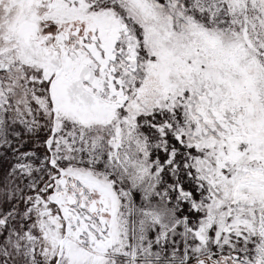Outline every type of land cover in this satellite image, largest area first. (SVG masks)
<instances>
[{
	"label": "snow or ice",
	"instance_id": "1",
	"mask_svg": "<svg viewBox=\"0 0 264 264\" xmlns=\"http://www.w3.org/2000/svg\"><path fill=\"white\" fill-rule=\"evenodd\" d=\"M0 264H264V0H0Z\"/></svg>",
	"mask_w": 264,
	"mask_h": 264
}]
</instances>
